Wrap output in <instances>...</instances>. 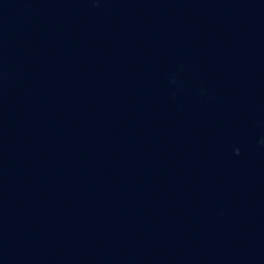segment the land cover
I'll list each match as a JSON object with an SVG mask.
<instances>
[{
    "label": "water",
    "instance_id": "1",
    "mask_svg": "<svg viewBox=\"0 0 264 264\" xmlns=\"http://www.w3.org/2000/svg\"><path fill=\"white\" fill-rule=\"evenodd\" d=\"M0 264H264V0H0Z\"/></svg>",
    "mask_w": 264,
    "mask_h": 264
}]
</instances>
